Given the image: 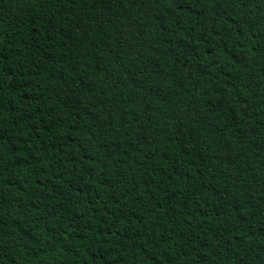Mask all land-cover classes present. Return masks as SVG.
<instances>
[{"label": "trees", "instance_id": "16d2710c", "mask_svg": "<svg viewBox=\"0 0 264 264\" xmlns=\"http://www.w3.org/2000/svg\"><path fill=\"white\" fill-rule=\"evenodd\" d=\"M0 264H264V0H0Z\"/></svg>", "mask_w": 264, "mask_h": 264}]
</instances>
